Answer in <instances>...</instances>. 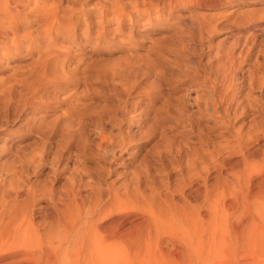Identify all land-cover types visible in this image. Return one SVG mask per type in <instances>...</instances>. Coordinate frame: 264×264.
<instances>
[{
	"label": "rangeland",
	"instance_id": "1",
	"mask_svg": "<svg viewBox=\"0 0 264 264\" xmlns=\"http://www.w3.org/2000/svg\"><path fill=\"white\" fill-rule=\"evenodd\" d=\"M13 1L7 13H25ZM49 2L58 17L70 21L67 29H51L50 77L33 66V47L44 43L33 28L19 55L0 66V264H82L86 259L95 264V253L59 250L51 216L56 197L81 185L83 194L90 193L86 205L109 195L100 206L113 202L116 207L105 220L121 219L117 264H175L181 254L177 233L154 225L150 212L165 215L169 223L183 201L188 207L178 185L181 171L199 169L189 168V161L202 166L210 153L220 160L236 151V132L264 126V0ZM96 6L108 8L102 24ZM83 9L93 12L82 17ZM249 12L257 14L242 26L233 24ZM186 17L216 21L218 27L202 34L195 29L188 37L181 22ZM238 36L250 37L248 46L240 47L244 53L235 58V71L224 73L221 54ZM183 188L185 194L188 186ZM227 203L224 224L237 228L253 222L248 227L253 232L247 228L252 238L238 250L231 242L239 239L219 231L214 264H264L259 218ZM205 209L202 204L200 211ZM28 222L31 226L24 228ZM230 258L233 263L226 262Z\"/></svg>",
	"mask_w": 264,
	"mask_h": 264
},
{
	"label": "bare ground",
	"instance_id": "2",
	"mask_svg": "<svg viewBox=\"0 0 264 264\" xmlns=\"http://www.w3.org/2000/svg\"><path fill=\"white\" fill-rule=\"evenodd\" d=\"M10 1L12 2V0H0V46H2L0 47V66L2 65L6 66L8 60L10 59L14 60V58H16L19 55V51H20L19 49L23 47L22 45L24 44V41L29 42L31 35L33 33V31L30 28H33V30L37 31L36 35L41 36L39 37V39L42 40V42H44L43 44L42 43L35 44V46L33 47L36 50L33 57L34 58L33 66L35 67L36 72L39 75H42L43 78L50 77L48 75L50 70L49 69L50 60H51L50 58L54 52V50L51 48H52V44L54 45V39H55V35L54 33H52L51 29L52 27L54 28V26L55 28L59 29L61 25L65 26V29H67L66 26L70 24L69 23L70 21L68 20L69 22L65 23L62 15H61L62 17H58L55 12L56 7H54L53 2H49V0H34V2L32 3L30 2V0L13 1L15 2V8L18 11L25 12L21 15L20 14L10 15L7 13V7ZM147 1L149 3H157V4L164 2V0H147ZM195 1L199 4L202 3L204 4L208 1H212L216 3V0H195ZM38 2L41 3L39 4ZM111 6H109V8H112ZM101 8L102 7H97L96 10L94 11V13H97L98 24H102V20L104 19V16L108 13V8L106 7L102 9ZM82 12L83 14L81 16L85 17L87 14L93 11L92 10L84 11L83 9ZM64 14H65L64 17L66 18L67 15L66 13ZM255 14H257V12L256 13L249 12L248 14H244L241 17V19H238L239 18L238 16V18L235 19L234 21L232 20V22L236 26H242L248 22V19H252L253 15ZM262 15H263L262 13H259L256 16L262 17ZM228 18H229L228 15L222 17L221 19L223 20H221V22L227 20ZM82 20H86V18H83ZM108 20L109 19H107L106 21ZM205 20L202 21V19L199 18L197 19L192 17L183 18L181 22L184 28L183 30L186 31L185 32L186 36L192 37L195 29L199 32V34H202L203 32L208 33L211 30L217 29L216 27H218L217 25L218 22L216 21L212 23L206 22L207 24H205L204 23ZM213 20L215 19L213 18ZM24 30L28 32L25 33ZM249 32L251 33V31ZM254 33L255 31L253 30L252 34ZM252 37H253L252 39H254V35H252ZM50 38L52 39L48 41V39ZM242 38L244 39H241V37L238 36L236 40L234 39L235 40L234 42L231 41L230 44H228V46L224 50L225 51L224 53L220 52L222 53L221 55H223V57L220 59V66L224 68V73L226 70H228V68L229 70L231 67L233 69L234 66L233 64H235L234 63L235 58L237 59L238 56L243 55L244 52H242V49L240 47L248 46V40L250 37L245 36ZM11 47L16 48L15 53H10ZM249 48L250 47H248L247 51L244 54L245 60L247 59V56L249 54ZM30 51L32 52V50ZM68 60L69 59L67 57L66 61ZM218 60L219 59H217V61ZM236 62L239 63V61L237 60ZM235 68H237V66ZM218 71H220V69ZM218 71L216 70V73ZM221 73L224 74L223 70ZM221 73H219L218 75H222ZM225 76L231 77L229 75H225ZM64 77L65 76H63V78ZM215 77H217L216 74ZM218 77L220 78L221 76ZM215 79L216 78H214V81ZM227 82L229 83V81ZM212 83H214L213 80ZM212 86H215V84ZM217 103H219V101ZM235 138H236V143H235L236 151L232 153L228 152L226 157L220 158V160H215L213 159V155L210 153L209 160L207 161V163L203 164L202 166H201V162L198 164L194 160L189 161L188 163L189 168H193V167L199 168L197 169L196 172L189 171L186 172L185 175H183L182 171L180 170L181 184L178 186H180L179 190H181V193H183L181 199L187 201L188 207H186L183 201V204L180 205L179 209H177L178 211L172 212L173 215H175V218H170L172 220L169 223L166 222L164 218L166 217L165 215L163 218H160V215L155 216V213L150 212L151 214L150 218L152 217L154 225L159 226V224H162V226L168 227L170 230H173L174 232L177 233L179 245L181 248V254H179L178 257L175 258L174 260L175 262L173 261L175 264H214L215 258L217 257L216 256L217 252L221 249V248L219 249L218 247V244L220 242L219 243L216 242L218 239L217 235L221 232H225L227 236L230 235L231 237L238 238L239 240L237 242L235 243L231 242V244H234L236 247V243H237L238 250L239 248L245 249V247L247 246L246 242L249 241L250 238H252V236L250 237V235H252L251 232L253 231L248 227H251L250 224L253 222L247 225V227L245 226L246 223L244 224L243 222H242L243 225H240L237 228H234L232 226L227 227V225H225L223 222L222 216L224 212H226L225 205L229 201L230 202L227 204H232L233 206H235L234 207L235 209L236 207L239 206L240 209H244L248 211L250 209L254 211L255 212L254 215L256 214V217L259 218L258 220L260 226L258 228L264 227V201H261L262 198H264V165H263L264 126H260L259 128H256V130H248L244 133L236 132ZM226 147L227 145H225L224 148L222 147L224 151L226 150ZM81 186L71 188L69 192L60 194L54 200L55 210L53 211L51 216L52 218L54 217L55 221L53 226L55 228L56 233H58L60 237L58 243L60 247L59 250H65V249H68L69 251L84 250L85 253L86 252L92 253L91 257H93V253H95L94 254L95 264H117L118 261L117 252H119L118 249L120 248V246H118L119 244L118 229L120 225L119 221L121 219L118 217L120 220L118 218H114V219L112 218L109 221L105 220V218L108 217L106 215V212L108 211V213L110 214L112 211L111 208L113 209V207H115L114 205H112L113 202H110V204L108 203L109 205L107 206L104 204L105 207L100 206V203L103 202L102 200L105 197H108L109 195H105L104 197L103 195H99L98 197L95 196L97 197L94 200L95 202H92L91 204L89 203L90 205H86L85 203H87V198H89L88 195L90 193L87 194L84 193L85 194L84 195L82 192L86 187L85 186L81 187ZM184 186H188L187 189L188 191L185 194L184 192H182ZM32 195L35 196L36 193H32ZM41 195H44V193H42ZM116 195H117L116 193L113 194V196H115V199L118 197ZM39 199H41V197ZM176 204H178V201ZM202 204H204L206 208L205 209L206 212L203 213L200 211V206ZM171 210L172 209H170L169 211L168 209L169 212L165 211L168 216L169 213L171 214ZM113 212H117V211L115 210ZM250 219L252 218L250 217ZM31 224L28 222L26 227L24 228H27V226L29 225L31 226ZM20 226H21L20 228L22 229V225ZM247 228L250 229L251 232L250 230L248 231ZM257 231H259V229H257ZM20 232L21 231H19V233ZM19 233H16V235H18ZM219 238L221 239V236ZM233 240L234 239H232L231 241ZM148 243L146 244L147 247L149 246ZM225 244H224V249H226V253L228 254L227 248H225ZM229 246H230L229 249L231 250L232 248H234L233 246L231 248V245ZM236 248H234V251L236 250ZM50 250H54V249L51 248ZM55 250H57V248ZM222 254L224 255V252H222ZM232 254H235V252L234 253L232 252ZM83 255L84 254H82V256ZM86 256L88 257V255ZM226 256L227 255H224L223 257L226 258ZM231 256L233 257V255ZM85 258L86 257L84 256V259ZM86 260L84 261L85 264L90 263L88 260H87L88 262ZM90 261L93 262V259L91 258ZM229 261H231L230 263H233L231 258L226 262ZM71 263H73V259ZM81 263H82V259H81Z\"/></svg>",
	"mask_w": 264,
	"mask_h": 264
}]
</instances>
